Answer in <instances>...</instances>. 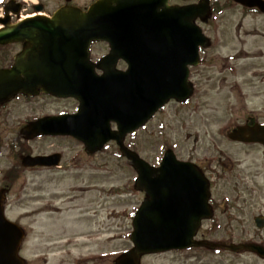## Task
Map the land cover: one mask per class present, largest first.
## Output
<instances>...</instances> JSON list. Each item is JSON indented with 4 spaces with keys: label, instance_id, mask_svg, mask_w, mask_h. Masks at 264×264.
Listing matches in <instances>:
<instances>
[{
    "label": "rangeland",
    "instance_id": "374dc122",
    "mask_svg": "<svg viewBox=\"0 0 264 264\" xmlns=\"http://www.w3.org/2000/svg\"><path fill=\"white\" fill-rule=\"evenodd\" d=\"M16 1L24 6L21 17L32 14L36 3L50 11L60 3ZM73 1L82 6L90 0ZM215 1L220 12L206 23L198 22L211 46L203 52L202 65L190 69L192 98L186 104L171 101L126 137L125 145L151 165L159 163L169 148L178 160L203 166L213 217L201 223L197 239L264 246V228L254 224L255 217L264 216V146L228 138V132L249 117L264 124V16H246L232 0ZM173 2L181 1L169 0ZM9 49H0V67H6L17 51ZM76 107L71 99L41 96L15 100L3 109L0 188L9 189L3 201L6 218L25 232L20 257L26 264H114L132 247V216L144 193L134 189L135 171L114 143L87 156L69 139L21 140L24 120L71 113ZM23 152L60 153L62 158L57 168L27 169L19 161ZM90 257L98 261L84 259ZM141 264H264V260L247 252L202 248L146 255Z\"/></svg>",
    "mask_w": 264,
    "mask_h": 264
},
{
    "label": "water",
    "instance_id": "95a60500",
    "mask_svg": "<svg viewBox=\"0 0 264 264\" xmlns=\"http://www.w3.org/2000/svg\"><path fill=\"white\" fill-rule=\"evenodd\" d=\"M234 1L264 14L263 0ZM209 16V0L183 7L168 6V0H98L85 12L66 5L51 18L35 16L14 24L8 17L0 21V46L22 44L13 65L0 69V106L18 95L40 93L79 103L76 114L29 123L21 130L24 138L71 137L88 154L114 141L137 174L134 188L145 198L132 221L133 247L114 264H140L145 255L199 247L244 251L264 259V247L254 243L194 240L202 221L213 215L209 183L197 166L177 161L168 150L160 165L152 167L124 146L126 135L144 126L168 101L182 103L191 96L188 67L198 65V48L209 46L196 20L204 22ZM91 42H106L110 48L97 65L89 61ZM118 59L126 61V71L115 69ZM111 122L117 125L115 131ZM228 138L264 145V125L237 127ZM59 160L55 154L24 156L21 165L53 167ZM6 192L0 190V264H25L19 256L24 232L4 215ZM254 222L258 229L264 227L263 217Z\"/></svg>",
    "mask_w": 264,
    "mask_h": 264
},
{
    "label": "flooded vegetation",
    "instance_id": "af4514ba",
    "mask_svg": "<svg viewBox=\"0 0 264 264\" xmlns=\"http://www.w3.org/2000/svg\"><path fill=\"white\" fill-rule=\"evenodd\" d=\"M9 1L10 0H7V2H6V0H4V1L0 0V18L6 15V13H7L6 6H7V3ZM59 1H60V3L57 5V7L54 10H51V11L48 10L47 7L43 6L42 4H39V3H37V4L42 7L43 15L46 16V17H49V16H51L54 13V11H56L57 8L65 5L67 3L69 5H71V6L79 7L80 9L85 11L96 0H90L88 3H86V4L82 5V6L74 3L73 0H59ZM17 2H20V1H15L14 0L13 4L9 5V7L13 8V10L10 9L9 12L14 11L17 8V6H16ZM189 3H193V1H189ZM170 4L171 5H184L183 3H180V2L179 3L173 2V3H170ZM22 7H24L23 4H21V11H22ZM98 47H99V49L102 48L103 51L99 52L98 50H96ZM108 51H109V49H108V46L106 44H104V43H93L91 45L89 59L92 62L97 63L100 59H102L108 53ZM203 51L205 52V50H200V52H199L201 59H202V56H203ZM126 64L127 63H126L125 60L118 59V61H116V63H115V68H117L119 71H123L126 68ZM201 65L202 64H200L199 66H201ZM55 100H57V99H55ZM255 123H256V120L254 118L249 117V118H247L245 120V122L243 124L246 125V126H251V125H253ZM198 166H199V168L201 167L203 169V166H201V164H199ZM44 169H46V168H44ZM97 261H98V259H97ZM76 264H80V262H77Z\"/></svg>",
    "mask_w": 264,
    "mask_h": 264
},
{
    "label": "bare ground",
    "instance_id": "6f19581e",
    "mask_svg": "<svg viewBox=\"0 0 264 264\" xmlns=\"http://www.w3.org/2000/svg\"><path fill=\"white\" fill-rule=\"evenodd\" d=\"M30 16H34V14H30V15L26 16L25 18H28V17H30Z\"/></svg>",
    "mask_w": 264,
    "mask_h": 264
}]
</instances>
